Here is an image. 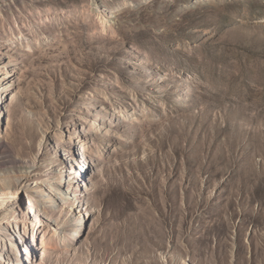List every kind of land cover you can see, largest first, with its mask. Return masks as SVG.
Masks as SVG:
<instances>
[{"label":"rangeland","instance_id":"rangeland-1","mask_svg":"<svg viewBox=\"0 0 264 264\" xmlns=\"http://www.w3.org/2000/svg\"><path fill=\"white\" fill-rule=\"evenodd\" d=\"M0 112V264H264V0H0Z\"/></svg>","mask_w":264,"mask_h":264},{"label":"bare ground","instance_id":"bare-ground-1","mask_svg":"<svg viewBox=\"0 0 264 264\" xmlns=\"http://www.w3.org/2000/svg\"><path fill=\"white\" fill-rule=\"evenodd\" d=\"M0 113H1V112H0ZM3 148H4V147H3ZM4 154H5V153H4ZM8 163H9V162H8ZM0 166H1V165H0ZM9 193H10V192H9ZM15 193H16V192H15ZM10 194H11V193H10ZM5 195H6V194H5ZM5 195H4V196H5ZM15 195H16V194H15ZM4 196H3V197H4ZM13 197H14V196H13ZM0 198H2L1 195H0ZM1 204H2V203H1Z\"/></svg>","mask_w":264,"mask_h":264}]
</instances>
